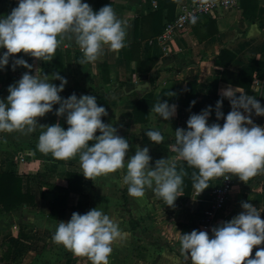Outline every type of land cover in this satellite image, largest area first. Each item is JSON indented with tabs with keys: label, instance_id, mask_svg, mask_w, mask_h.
<instances>
[{
	"label": "crops",
	"instance_id": "crops-1",
	"mask_svg": "<svg viewBox=\"0 0 264 264\" xmlns=\"http://www.w3.org/2000/svg\"><path fill=\"white\" fill-rule=\"evenodd\" d=\"M109 1L116 15L126 22L125 44L118 52L105 45L95 62L81 63L83 53L79 46L65 36L50 61H40L23 52L11 54L9 64L0 70V99L7 96L8 85L25 71L49 75L58 72L67 79L59 93L61 97L71 93L77 97L91 94L97 103L106 101L104 122L112 123L117 134L129 141L125 159L134 155L138 147L147 146L152 157L150 165L156 159L168 158L175 160L177 168H182L185 161L174 148L175 129L186 127L188 116L208 105L213 106L208 122L216 121L217 99H222L226 115L231 105L228 98L221 96V89L230 86L237 96L239 92L256 95L264 106V96L254 92L258 80L264 92V0H236L232 9H219L203 16L188 30L169 39L162 38L166 23L190 0ZM87 2L93 7L94 0ZM16 5L17 0H0V15H7ZM253 23L258 31L249 36ZM3 51L6 49H0ZM12 56H23L33 68L17 66L12 70L9 67ZM188 84L192 85V95L184 105ZM147 97L154 103L159 98L174 103L175 115L168 120L160 119L150 106L147 121L135 123L132 118L135 103ZM193 100L195 104H190ZM56 107L53 105L52 111L36 117L37 122L45 125L60 122L61 116L54 112ZM252 119L264 125V116L254 115ZM216 122L222 124L223 117ZM150 128H159L164 141H150L145 135ZM41 131L43 128L37 126L31 133L0 132V172L20 177L22 192L28 190L35 199L32 207H13L9 199H1L0 264H92L86 255H77L55 242L53 233L59 220L67 221L73 211L84 213L96 206L118 223L122 233L113 242L109 264H191L180 251L179 235L203 228L201 220L208 207V191L220 177L209 180L203 195L196 196L193 188L189 197L168 206L150 188L143 197L129 195L127 184L123 183L126 169L85 178L79 154L61 160L37 148ZM68 172L82 176V191L69 193L66 206L60 207L52 218V190L67 188ZM232 178L225 207L210 227L242 211L241 201L250 200L258 209H264V171L244 181L234 174ZM263 213L264 210L259 213L262 219ZM257 248H264V242L253 246L249 258Z\"/></svg>",
	"mask_w": 264,
	"mask_h": 264
},
{
	"label": "clouds",
	"instance_id": "clouds-1",
	"mask_svg": "<svg viewBox=\"0 0 264 264\" xmlns=\"http://www.w3.org/2000/svg\"><path fill=\"white\" fill-rule=\"evenodd\" d=\"M195 20L193 16L192 22ZM125 24L111 3L94 11L87 0H17L7 15H0V49H6L0 52V70L9 64L11 54L19 52L40 61L52 60L65 36L82 51L81 63L95 62L105 45L115 52L124 46ZM257 31L253 23L248 35ZM17 66L33 68L23 56H12L9 67L15 70ZM66 83V77L58 72H23L8 85L7 96L0 99V132L31 133L39 126L43 128L37 138L41 152L61 160L79 154L85 178L126 169L123 183L129 195L143 197L150 188L166 205L173 206L183 192L185 169L177 170L175 160L168 158L156 159L150 165L152 157L147 146L138 147L134 155L125 159L129 141L117 134L112 123L102 120L107 115L104 105H98L91 94L61 97L59 93ZM254 92L264 96L259 80ZM236 93L230 86L221 89V96L228 98L231 105L226 115L222 99L215 102L216 121L223 117L222 124L208 122L213 109L208 105L191 113L186 127L174 131L178 157L195 169L192 182L197 194L214 177L228 179L229 174H234L244 181L264 171V125L252 119L254 115L264 116V106L256 95ZM53 105H58L55 115L64 117L66 128L59 120L47 125L37 122L36 117L52 111ZM152 111L168 120L175 115L176 105L159 98ZM145 135L155 143L164 141L159 128H150ZM240 207L242 211L210 229L193 228L180 233V251L185 259H190L191 264H264V248H257L249 258L253 246L264 242V219L259 215L264 209H258L250 200L241 201ZM121 234L118 223L96 206L84 213L73 211L67 221L59 220L53 240L77 255H86L92 264H109L113 242Z\"/></svg>",
	"mask_w": 264,
	"mask_h": 264
},
{
	"label": "trees",
	"instance_id": "trees-1",
	"mask_svg": "<svg viewBox=\"0 0 264 264\" xmlns=\"http://www.w3.org/2000/svg\"><path fill=\"white\" fill-rule=\"evenodd\" d=\"M109 0H94L92 9L94 11L98 10L105 4H110ZM159 8L158 11H160ZM125 55V53H124ZM139 64V62H138ZM106 66L103 67V72L105 75ZM251 73V72H250ZM107 80V79H106ZM192 85L188 84L184 105H187V101L191 98V89ZM98 105L103 104L106 107V101H100L97 103ZM155 103L151 99V97L142 98L136 101L135 106L132 112V118L135 123H145L147 121V114L150 111V106H153ZM104 121V116L102 117ZM60 123L63 127H67L68 125L65 123V119L61 116ZM185 169V175L183 176V184L182 195H179L175 201H179L185 199L190 196L192 191L193 182H192V172L195 170L191 166H188L185 162L182 167ZM180 168H177L179 170ZM67 179V188H53L52 195L53 199L50 203L51 211L50 216L53 218L56 216L58 209L64 208L66 206V198L69 193H81L82 191V176L76 172H68L66 174ZM22 179L16 175L7 172H0V201L3 198L9 199L10 203L13 207L25 205L27 207H32L35 205L34 196L27 190L22 192ZM208 188V187H207ZM205 188L204 190H206ZM160 200L162 198H159ZM264 215V213L262 214Z\"/></svg>",
	"mask_w": 264,
	"mask_h": 264
},
{
	"label": "built area",
	"instance_id": "built-area-1",
	"mask_svg": "<svg viewBox=\"0 0 264 264\" xmlns=\"http://www.w3.org/2000/svg\"><path fill=\"white\" fill-rule=\"evenodd\" d=\"M236 5V0H190L179 7L171 22L166 23L162 38L169 39L180 32L188 30L201 17L210 16L219 9H232ZM193 16L196 17L194 23L192 22ZM232 186L233 178L232 174H229L228 179L220 177L218 183L208 191V207L204 210L201 220L204 229H208L224 209ZM204 193L206 192L201 191L199 194L196 191L194 192L196 196H201Z\"/></svg>",
	"mask_w": 264,
	"mask_h": 264
}]
</instances>
